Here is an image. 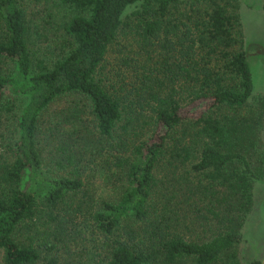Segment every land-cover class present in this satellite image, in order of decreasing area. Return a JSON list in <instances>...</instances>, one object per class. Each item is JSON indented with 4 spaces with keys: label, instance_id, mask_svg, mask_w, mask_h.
Wrapping results in <instances>:
<instances>
[{
    "label": "trees",
    "instance_id": "trees-1",
    "mask_svg": "<svg viewBox=\"0 0 264 264\" xmlns=\"http://www.w3.org/2000/svg\"><path fill=\"white\" fill-rule=\"evenodd\" d=\"M29 1L64 14L36 57L0 0V264H240L264 100L233 0Z\"/></svg>",
    "mask_w": 264,
    "mask_h": 264
},
{
    "label": "rangeland",
    "instance_id": "rangeland-1",
    "mask_svg": "<svg viewBox=\"0 0 264 264\" xmlns=\"http://www.w3.org/2000/svg\"><path fill=\"white\" fill-rule=\"evenodd\" d=\"M18 2L24 17L30 22L27 45L31 54L36 57L53 54L47 38L54 33L64 12L50 1ZM200 4L203 6L204 2ZM230 7L236 17L233 35L236 39L237 33L241 40V47L236 45V49L244 50L249 66L253 88L251 99L264 100V0H233ZM106 59L109 64L112 54L108 53ZM12 126L10 120L0 121V137H3L0 138V144L14 135ZM259 143L264 149V117ZM251 193L252 204L239 227L241 240L236 245L240 264H262L264 260V177L254 181Z\"/></svg>",
    "mask_w": 264,
    "mask_h": 264
},
{
    "label": "water",
    "instance_id": "water-1",
    "mask_svg": "<svg viewBox=\"0 0 264 264\" xmlns=\"http://www.w3.org/2000/svg\"><path fill=\"white\" fill-rule=\"evenodd\" d=\"M262 264H264V260L262 261Z\"/></svg>",
    "mask_w": 264,
    "mask_h": 264
}]
</instances>
